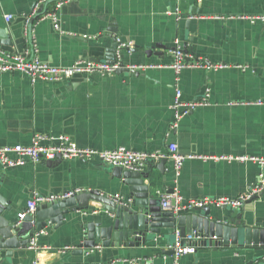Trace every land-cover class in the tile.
Listing matches in <instances>:
<instances>
[{
  "label": "crops",
  "instance_id": "1",
  "mask_svg": "<svg viewBox=\"0 0 264 264\" xmlns=\"http://www.w3.org/2000/svg\"><path fill=\"white\" fill-rule=\"evenodd\" d=\"M44 1L0 0V32L12 42L1 47L15 51L23 47L22 17L31 16ZM57 2L63 4L55 10ZM51 12L56 13L59 29L52 19L39 18L32 36L34 56L52 65L96 56L97 47L109 46L111 39L102 34L112 26L118 41H131L135 48L125 52V64H167L178 41L188 50L186 58L220 66L179 73L168 67L91 73L63 82L0 71V147L29 144L36 133H63L82 148L164 152L175 142L183 154L230 157L187 159L180 170L169 159L163 174L153 168L152 192L159 200L169 189L185 200L235 198L258 184L259 165L234 157H264V104L257 103L264 100V23L240 17L264 13V0H59L47 6L46 14ZM6 15L11 19L6 20ZM151 46L162 50V55H146L144 50ZM25 49L30 55L28 46ZM177 88L184 101L197 100L207 91L208 104L195 107L174 126L171 104ZM0 175V193L13 220L36 195L83 188L111 198L127 196L113 166L96 157L42 158L38 163L5 167L0 160ZM255 194L259 197L252 204L211 207L226 219L250 214L263 229L264 186ZM88 203L87 209L64 215L58 227L48 226L35 234L38 249H13L11 256L0 249V264H107L127 258L173 264V253L164 252L169 247L163 236L139 247L97 244L82 256L73 255L82 224L105 214L98 203ZM196 247L178 264H264L261 243Z\"/></svg>",
  "mask_w": 264,
  "mask_h": 264
},
{
  "label": "water",
  "instance_id": "2",
  "mask_svg": "<svg viewBox=\"0 0 264 264\" xmlns=\"http://www.w3.org/2000/svg\"><path fill=\"white\" fill-rule=\"evenodd\" d=\"M56 1L58 0H45L34 14L22 17L24 45L21 49L15 51L11 48L1 47L12 44L11 40L7 39V36H4L2 32H0V48L11 53H22L28 46L30 57H33V23L46 13L49 4ZM115 34V28L106 27V32L102 35L111 39L109 46L97 47L98 50L96 49V51L99 54L89 59L105 61L109 64L120 61V66L115 73H138L128 69L124 63L125 52H134L135 48L132 46L118 50L120 41ZM156 46L161 49L165 48L160 43H157ZM183 51L185 53L188 51L185 45ZM144 53L146 55L151 53L162 55V50L154 51L151 46L144 50ZM79 76H83V74L76 73L70 79ZM55 158L60 160L62 157L57 154ZM168 161L169 159L166 157L158 160L148 159L145 169L136 171L113 166L114 175L121 180L126 188L127 196H124V200L108 197L97 189L81 188L68 197L37 203L35 211L27 214L20 222L9 216L11 208L0 193V249L5 250V256H11L13 249L29 247L35 234L38 235L45 231L48 226L58 227L62 223L64 215L87 209L89 200L98 203L105 214L100 219L82 224V236L71 251L73 255L82 256L97 244L113 249L139 247L157 236H163L168 240L169 248L164 252L172 254L174 253L176 231L179 232L180 236L187 234L201 236L200 239L192 242L201 246L264 244V228L258 227L257 221L250 214H245L239 220L226 219V215L212 209L210 205L195 206L180 213L163 210L160 206L161 199L159 200L156 194L152 192V186L156 185L153 182V168L163 174L165 164ZM171 192H173L172 189L167 190V193ZM258 197L257 194L252 195L245 200V204H252Z\"/></svg>",
  "mask_w": 264,
  "mask_h": 264
},
{
  "label": "built area",
  "instance_id": "3",
  "mask_svg": "<svg viewBox=\"0 0 264 264\" xmlns=\"http://www.w3.org/2000/svg\"><path fill=\"white\" fill-rule=\"evenodd\" d=\"M59 1V0H58ZM62 2H57L55 10L62 6ZM37 11V10H36ZM35 9L32 14H34ZM42 17V18H41ZM40 19L49 18L52 19L54 27L59 29L58 21L56 20V13H45ZM243 19L250 22L264 23V13L240 16ZM11 15H6V20H10ZM56 20V21H55ZM131 41H120L118 50L124 47H132ZM172 60L167 64H151V63H131L125 66L128 69L135 71H143L147 68L168 67L174 70L175 73L181 72L182 69L204 67L208 68L217 67L220 65H206L202 62H194L187 57L179 42L176 41L175 47L171 52ZM120 66V61L109 64L105 61H97L91 59L77 60L71 65H52L44 62L37 56L30 57L29 53L25 50L22 53L7 52L0 48V71L1 72H20L29 76L32 80L40 79L46 82H63L70 79L74 74H113ZM208 92L197 100L184 101L181 98V90L177 88L174 93V98L171 104L173 110V125L175 126L178 120L185 114H188L195 107L208 104ZM258 104H264V100H257ZM59 154L64 159L80 158L91 159L99 158L103 163L122 167L127 170H142L145 167L146 160L153 159L158 160L166 157L173 162L174 168L180 170L184 161L187 159L200 158H225L230 157H215L207 155H194L183 154L179 152L177 144L170 142L167 146V150L162 151H135L127 149L125 147H118L112 150H96L91 148H82L75 145L70 141V138L65 134H46L36 133L34 134L31 142L26 145L15 144L12 146L0 147V160L2 165L5 166H19L24 165L27 162L38 163L42 158L51 159ZM240 160H252L259 165V179L258 184L254 186L250 191L245 194H241L238 197H203V198H190L185 200L178 192L167 193L162 196L160 200V206L163 210L173 211L174 213H180L182 211L189 210L195 206L215 205V206H229L233 208L240 207L245 200L254 195L260 188L264 186V157H234ZM74 191L65 192L62 194H50L47 196H34L26 201V205L22 211L17 213V220L20 222L27 214H31L35 211L36 205L39 202H50L57 199L65 198L72 195ZM121 196L114 195V199L119 200ZM176 239L174 244L173 264H178L179 258L184 254H192L196 251V244H193V240H198L201 236H193L187 234L180 236L179 232H175ZM30 247L34 250L38 249L35 237L30 241ZM100 248V247H99ZM264 259V254L263 257ZM107 264H146L141 259H117L108 262Z\"/></svg>",
  "mask_w": 264,
  "mask_h": 264
}]
</instances>
